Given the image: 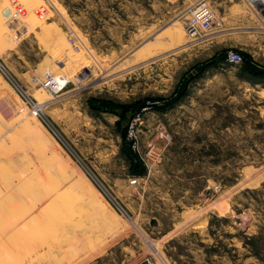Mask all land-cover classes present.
Returning a JSON list of instances; mask_svg holds the SVG:
<instances>
[{
	"label": "rangeland",
	"instance_id": "obj_1",
	"mask_svg": "<svg viewBox=\"0 0 264 264\" xmlns=\"http://www.w3.org/2000/svg\"><path fill=\"white\" fill-rule=\"evenodd\" d=\"M198 1L0 0V264H264V21Z\"/></svg>",
	"mask_w": 264,
	"mask_h": 264
},
{
	"label": "built area",
	"instance_id": "obj_2",
	"mask_svg": "<svg viewBox=\"0 0 264 264\" xmlns=\"http://www.w3.org/2000/svg\"><path fill=\"white\" fill-rule=\"evenodd\" d=\"M250 6L259 12L261 18L264 21V0H247ZM221 25V21L215 15L213 8L211 7L208 0H199L193 5L191 15L186 22L187 33L192 37L191 39L197 41H208L212 39L214 29ZM226 60L228 62L240 63L243 60L242 54L236 50H229L226 54ZM52 81H55L54 77H51ZM133 125L129 127V133L132 134ZM138 178H132L131 183H137ZM116 207L122 211V208L116 200L112 199ZM143 264H153L151 261H146Z\"/></svg>",
	"mask_w": 264,
	"mask_h": 264
},
{
	"label": "trees",
	"instance_id": "obj_3",
	"mask_svg": "<svg viewBox=\"0 0 264 264\" xmlns=\"http://www.w3.org/2000/svg\"><path fill=\"white\" fill-rule=\"evenodd\" d=\"M226 54L224 53L222 54L221 58L226 60ZM245 58V57H243ZM206 66L204 64H200L196 67V69H193L192 71H190V74L192 75V77L190 78H194L198 75H200L204 70H205ZM248 69L255 75H264V69H262L261 67H258L256 64H251ZM189 79H185L182 84L179 86L178 91H177V96H182L187 88L188 85V81ZM145 103L142 102L140 104L136 103L132 106L133 110H134V114L137 112H141L142 108L146 105H144ZM100 109L103 110H108L110 107L109 105H104V107H98ZM129 158L131 160V171L133 174H144L146 171V167L144 165V163L142 162V160L139 158V156L137 155L136 152L132 151L131 147L129 148ZM254 239H257L256 236H252L250 237V243L253 244ZM253 241V242H252ZM257 252V253H256ZM256 254H260L258 253V251H255Z\"/></svg>",
	"mask_w": 264,
	"mask_h": 264
},
{
	"label": "bare ground",
	"instance_id": "obj_4",
	"mask_svg": "<svg viewBox=\"0 0 264 264\" xmlns=\"http://www.w3.org/2000/svg\"><path fill=\"white\" fill-rule=\"evenodd\" d=\"M193 3V2H192ZM152 37H154V36H152ZM68 54H69V52H68ZM68 56V55H67ZM125 58V57H124ZM86 66H87V64H86ZM108 66V65H107ZM84 67V66H83ZM114 67V66H113ZM102 68V67H101ZM57 71H60V70H57ZM91 72H93V71H91ZM48 74V73H47ZM58 74V73H57ZM64 74V73H63ZM55 75H56V73H55ZM55 75H53V76H55ZM58 76V75H57ZM65 76V75H64ZM60 77V76H59ZM67 77V76H66ZM57 78V77H56ZM69 78V77H68ZM90 79V78H89ZM58 80V79H57ZM60 82V81H59ZM62 83V82H61ZM56 86H57V84H56ZM55 88V87H54Z\"/></svg>",
	"mask_w": 264,
	"mask_h": 264
}]
</instances>
